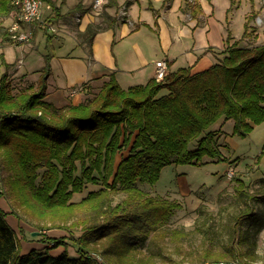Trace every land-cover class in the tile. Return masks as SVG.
Returning a JSON list of instances; mask_svg holds the SVG:
<instances>
[{"label": "trees", "instance_id": "obj_1", "mask_svg": "<svg viewBox=\"0 0 264 264\" xmlns=\"http://www.w3.org/2000/svg\"><path fill=\"white\" fill-rule=\"evenodd\" d=\"M236 1L230 0L231 6ZM13 10L9 0H0V46L12 42L1 20ZM248 21L242 36L251 34ZM99 28L91 24L84 32L90 39ZM231 39L228 32L222 57L204 70L179 68L162 81L151 78L127 89L110 74L92 98L61 107L44 99L49 55L36 84L14 91L6 72L0 74V154L15 173L14 191L41 215L67 218L79 212L83 218L77 235L58 226L70 232L68 238L50 237L52 247L22 253L0 208V264H130L131 250L181 206L153 197L139 184L156 183L166 165L222 160L211 129L219 120L232 119L233 134L240 136L264 122V42L240 45ZM0 64L7 66L2 57ZM162 88L167 93L158 95ZM123 149L128 153L116 165ZM87 184L101 187L72 201ZM117 191L125 197L113 204L111 194ZM66 239L76 256L68 253ZM65 244L56 256L49 252ZM219 259L239 264L225 256L202 264H219Z\"/></svg>", "mask_w": 264, "mask_h": 264}, {"label": "crops", "instance_id": "obj_2", "mask_svg": "<svg viewBox=\"0 0 264 264\" xmlns=\"http://www.w3.org/2000/svg\"><path fill=\"white\" fill-rule=\"evenodd\" d=\"M51 1L54 5L43 0V22L22 25V29L32 32L31 41L0 46V62L2 57L7 64H0V74L6 72L11 82L16 77L21 81V88L36 84L44 67L42 55L52 56L44 99L57 107L92 98L110 74L123 89L145 84L155 78V62L159 60L166 62L167 72L179 68H188L191 73L204 70L222 57L220 52L226 45L228 32L232 37L230 43L240 40L244 32L243 28L239 35H234L228 26L241 0L232 6L230 0H170L167 3L164 0H114L113 5L104 0L101 8L93 7L94 0ZM122 3L127 6L133 26L116 17ZM248 4L243 27L253 13L248 21L251 32L256 26V16L264 21V2L254 0L253 7L250 1ZM75 14H79L77 19ZM106 14L112 18L106 19ZM11 20L12 13L3 18L1 24L7 26ZM91 24L100 28L89 39L84 31ZM251 34L255 38L254 44L264 42V27ZM41 40L51 44L53 51L44 50L38 66L31 67L27 57L37 53ZM77 84L80 86H73ZM166 93L167 89L162 88L158 95ZM221 121L216 123L220 125ZM121 156L116 157V165ZM2 209L7 212L6 208ZM11 217L9 220V215L6 216V220L14 229L16 220ZM18 237L22 238V253L45 246L30 238L25 241L19 233Z\"/></svg>", "mask_w": 264, "mask_h": 264}, {"label": "rangeland", "instance_id": "obj_3", "mask_svg": "<svg viewBox=\"0 0 264 264\" xmlns=\"http://www.w3.org/2000/svg\"><path fill=\"white\" fill-rule=\"evenodd\" d=\"M249 1L253 7L254 0H246V4L245 0H241L239 9L228 24L234 35H239L244 28L243 16L244 11L248 10ZM260 27H264V21L253 26L254 31L251 32ZM254 39L252 34H246L240 38L239 44H254ZM44 50L52 53V45L41 40L37 53H30L27 63L31 67L38 66ZM45 56L41 57L44 65ZM11 83L14 91L22 87L16 77L12 78ZM233 127L232 119L211 126L219 129L215 130L214 143L222 160L204 157L196 165H166L156 183L139 184L153 197L176 200L181 206L174 210L167 222L131 250L132 256L128 258L130 264H202L222 256L239 264H264V122L254 124L245 136L233 134ZM126 152L124 149L119 151L117 158ZM0 167V208H6L9 220L11 216L16 220L13 230L19 244L22 238L18 237V233L24 236L25 241L30 238L48 247H52L50 237L68 238L70 232L60 227L72 229L74 235L79 233L76 229H80V222L83 221L81 213L74 212L62 218L33 211L14 191L10 180L15 173L1 154ZM238 185L242 186L241 193L237 191ZM99 187L101 184H88L83 192L73 194L71 200L78 201L88 191ZM111 196L115 204L125 197V193L117 191ZM247 211H252V215L246 218L242 214ZM32 232L37 234L30 236ZM66 243L70 256H76L69 240L66 239ZM67 244L51 248L49 252L56 256ZM101 244L105 246L106 241L103 240ZM221 261L224 262L219 259L217 263Z\"/></svg>", "mask_w": 264, "mask_h": 264}, {"label": "built area", "instance_id": "obj_4", "mask_svg": "<svg viewBox=\"0 0 264 264\" xmlns=\"http://www.w3.org/2000/svg\"><path fill=\"white\" fill-rule=\"evenodd\" d=\"M10 4L14 7L12 12V20L6 26L10 33L11 41L13 43L28 42L32 37V32L22 29V25L31 26L32 24L43 22V0H9ZM104 0H94L93 7L101 8ZM76 19L79 14H75ZM116 17L119 21L126 22L133 26V22L128 15L127 6L121 5L117 10ZM257 25L262 24V17L256 16L254 18ZM52 29V28H51ZM53 30V29H52ZM155 79L162 81L167 74V64L164 60L155 62ZM52 244V243H51Z\"/></svg>", "mask_w": 264, "mask_h": 264}, {"label": "water", "instance_id": "obj_5", "mask_svg": "<svg viewBox=\"0 0 264 264\" xmlns=\"http://www.w3.org/2000/svg\"><path fill=\"white\" fill-rule=\"evenodd\" d=\"M35 234H37L36 232H32V235H35Z\"/></svg>", "mask_w": 264, "mask_h": 264}]
</instances>
